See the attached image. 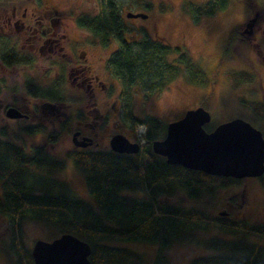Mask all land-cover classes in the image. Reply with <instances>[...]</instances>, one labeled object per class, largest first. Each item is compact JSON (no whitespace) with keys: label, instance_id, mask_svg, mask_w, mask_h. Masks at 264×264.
Masks as SVG:
<instances>
[{"label":"trees","instance_id":"trees-1","mask_svg":"<svg viewBox=\"0 0 264 264\" xmlns=\"http://www.w3.org/2000/svg\"><path fill=\"white\" fill-rule=\"evenodd\" d=\"M228 1L209 0L203 5L185 7L195 11L196 17L212 15L224 9ZM238 1L247 8L248 4L255 3V0ZM121 18L116 0H102L99 14L83 15L77 22L103 43L111 37L118 40V47L109 56L108 63L124 88L126 108L134 86L150 96L162 91L180 75L197 86H208L215 81L216 73L209 74L197 60L164 37L150 38L144 33L139 38L126 40ZM237 29V26L229 29L221 58L237 37ZM170 54L176 56L169 59ZM228 76L235 84L254 79V73L247 71H231ZM26 89L37 96L46 95L44 91H48L28 85ZM53 91L55 95L51 100L67 101L59 84ZM241 103L258 115H264V101L242 98ZM130 116L146 125V140L138 152L85 149L68 153L83 170L86 189L95 199L97 210L87 200L73 194L66 182L52 176L65 166L64 159L42 146L28 152L22 145L0 137V213L9 227L20 232L23 221L37 220L50 225L57 235L70 232L89 244L91 264L144 262L143 253L114 245L113 241L155 244L154 262L167 264L163 250L174 241L187 238L213 251L193 257L190 264H264V245L246 237L247 234L264 236L263 221L235 219L220 213L211 216L203 209L170 199L179 191L193 199L202 193L213 194L237 179L167 163L164 156L154 153L151 148L153 140L164 136L166 124L151 115L136 118L129 112L127 117ZM34 129L41 128L36 126ZM56 139L55 134L49 135V141ZM124 190L141 191L145 196H135ZM197 227H215L231 236L198 238L192 233ZM15 252L18 256L16 264H21L22 260L33 264L29 248L22 244Z\"/></svg>","mask_w":264,"mask_h":264},{"label":"rangeland","instance_id":"rangeland-1","mask_svg":"<svg viewBox=\"0 0 264 264\" xmlns=\"http://www.w3.org/2000/svg\"><path fill=\"white\" fill-rule=\"evenodd\" d=\"M58 6L67 8V11L74 13L73 5L78 4V0H55ZM118 9L122 8L121 20L126 25V31L129 38H139L145 33L148 37L156 36L164 37L173 46L179 47L182 51L197 60L202 67L211 75L216 73L215 81L208 86H197L186 81L183 75L176 77L162 91L150 96H146L143 91L135 86L130 90V101L128 108L124 106L123 86L119 77L108 63L111 53L118 47V41L114 39L110 44L102 43L87 28L80 27L76 19L65 18L64 24L71 37L78 38L79 43L73 48L70 57L75 62H81L87 65V70L92 74H97L99 79L104 83L106 90L95 88L98 97L97 103H93L95 96H81L79 89L70 86L66 89V98L68 105L63 106L64 112H68V116L74 118V112L82 109L85 100L91 104L88 108L91 110V118L89 121L94 123V127L87 128L90 134L95 131V136L100 143L95 147L88 149H110L106 143L108 133L114 132V124L109 120L102 122V118L98 114H107L110 112V103L116 98L121 102L123 108V127L120 131H128L132 133L131 141H136V133L139 128L146 125L140 121L134 120L129 116V112L136 118H144L151 115L158 118L161 122L167 123L178 118L186 109L203 105L210 113L211 119L204 127L210 130L217 123L228 120L233 117H241L255 127L261 130L264 136V119L256 120L253 112L246 108L242 103V98H252L259 100V84L264 92V65L261 61L264 55V49L258 48L251 42L246 43L236 37L228 45V50L223 58L222 49L226 43L227 34L230 28L239 26L241 20L234 19L235 6L243 5V15L245 12L251 14L264 11V0H255V3L248 4V8L243 2L238 0H229L226 7L216 11L212 15L200 14L196 17V12L185 6H196L208 3L209 0H116ZM81 7H85L81 4ZM87 6L89 4H86ZM231 6V7H230ZM72 7V8H71ZM163 7V10L161 9ZM85 9V8H84ZM250 10V11H249ZM76 11V10H75ZM142 11L147 17H130L126 16V12ZM136 23L143 30L130 29ZM129 26V27H128ZM254 32V31H253ZM155 35V36H154ZM236 36V35H235ZM260 35L253 39L258 42ZM84 53L81 55L82 51ZM176 54L168 55L171 59ZM85 57V58H84ZM254 73V79L250 82H240L235 84L228 76L231 71H247ZM50 69L46 66H40L36 69V77L39 83L47 80ZM249 72V71H247ZM34 72L24 69V77H30ZM35 75V74H34ZM70 84V81L67 83ZM17 102L8 95H0V137L22 144L24 148L32 143L47 142L51 133L56 135L53 145L46 144L51 154L64 159L65 166L52 173V176L62 179L68 185L73 194L87 200L94 209H98L95 199L88 193L85 186V176L83 170L75 164L67 155L72 149L69 142V136L65 131L56 132L52 130L53 121L40 119L39 122L45 123L48 132L25 134L21 128L28 123L23 119H12L5 121L6 117L1 109L7 102ZM26 102V98L23 100ZM92 106H97L92 109ZM129 111V112H128ZM251 112V113H250ZM253 116H252V115ZM125 115V118H124ZM56 119L54 124L58 127L64 115ZM56 118V117H55ZM75 123L73 119H69V123ZM99 122V124H97ZM5 124V125H4ZM51 132V133H50ZM125 133V132H123ZM70 135V134H69ZM145 142L140 143L142 145ZM29 151V150H28ZM230 185V184H229ZM216 190L213 194L202 193L197 198H189L184 192L179 191L170 199L172 202L184 204L190 207L203 209L207 214L215 216L220 210L227 211L231 208L235 213L238 211L240 202L243 201V209L248 212L246 218L251 221L264 222V183L260 179L249 177L248 180H240L237 183H231L230 186ZM1 191V186H0ZM135 196H145L141 191L124 190ZM140 192V193H139ZM234 199L233 207H225L228 199ZM252 204H257L260 209ZM224 211V212H225ZM229 216L227 212L223 214ZM193 235L198 238H207L211 236L230 237L222 230L211 227H197L192 231ZM240 235V234H239ZM57 236V232L47 223L37 220H25L22 222L21 231L13 230L9 227L6 218L0 213V264H16L17 253L15 249L21 248L22 244L31 248L33 242L37 238L50 240ZM238 236V235H237ZM247 239L264 245V236L255 234H247ZM114 245L126 246L143 253L144 262L141 264H156L154 262L157 252V246L151 243L135 242V241H113ZM196 241L176 240L170 246L163 250L167 257V264H190L193 257L202 254L212 253V250L206 249ZM21 264H26L22 260Z\"/></svg>","mask_w":264,"mask_h":264},{"label":"flooded vegetation","instance_id":"flooded-vegetation-1","mask_svg":"<svg viewBox=\"0 0 264 264\" xmlns=\"http://www.w3.org/2000/svg\"><path fill=\"white\" fill-rule=\"evenodd\" d=\"M78 1L79 3L73 5V9H71L74 11V13H70L64 6H58V2L55 0H0V95H8L17 100L16 103L10 101L1 107L4 115L6 116L4 117L5 121H7V119L27 120L28 123L21 126L25 134L48 132L46 131L47 127L44 125L45 123H41L39 121L40 119L53 121L51 125L52 130H56V132L65 131L69 136V142L71 144L69 149H72L71 151L85 150L95 147L100 143V141L95 137L98 132L95 131L93 134H90L87 131L89 126L90 128L94 127V123L89 121L92 113H90L91 110L88 108V106L93 103H97L98 97H96L97 94L95 93V88L106 90L104 83L101 81V79H99L97 74L90 73L87 70V65H83L81 62H75L70 57V53L72 52L73 48L76 47L77 43H79V39L77 37H71L68 30L66 29L64 21L67 18H74L77 21V19L83 15H96L101 12L102 0ZM80 3L85 7H81ZM86 4L89 5L87 6ZM122 10V8L119 9L120 14ZM255 13V11L252 14L247 11L245 12L243 19L241 20L239 26H237L238 29L236 30V36L241 41L246 43L251 42L253 45H256L258 48L263 50L264 11L261 13L258 12L257 15H255ZM130 18L132 19L133 17ZM251 21L253 26L249 32L248 24ZM130 29L143 30V28L140 25H136V23H134ZM258 33L260 35L258 42H253V39L258 36ZM123 34L126 40L131 39L127 35L128 32L126 31V25ZM97 38L99 39V37ZM114 39L116 38L111 37L106 42V44L109 45ZM83 53L84 50L82 51L81 55ZM261 58L263 59L261 62L264 65V55H262ZM40 66H46L48 69H50L47 80L44 81V83H39L38 80H36L38 79L36 77V69ZM24 69L34 72L35 75L31 73L30 77L25 78ZM247 71L252 72L251 70ZM69 81L70 84H67ZM56 84H59V87L62 90V93H64L65 98V91L69 85L79 89L82 97L87 95L88 97L95 96V98L91 104L88 102L89 100H85L81 111L76 110L73 113L74 118H71L70 115L68 116L69 113L64 112L62 108L63 106L68 105L66 101L58 102L51 100V96L55 95L53 90ZM26 85L30 86L31 88H36L39 90L41 89L43 91L47 89L48 91H44V94L46 95L43 96L33 95L27 91ZM259 88V100L264 101V92L261 90L262 88L260 84ZM25 98L26 102L23 101ZM120 105L121 102L114 98L110 103V112H107V114H98V116L102 118V122L109 120L114 124L115 131L108 133L105 140L108 144L111 135L117 132H125L123 134L129 139L132 137L131 132L120 131V128L123 127V108ZM10 106L17 108L20 111L21 116H7L6 110ZM96 107L97 106H92V109ZM184 112L174 120L182 117ZM253 114L256 120L264 119V115L260 116L255 112H253ZM61 115H64L65 118L61 120V123L59 122L60 125L57 127L54 122L56 119H60ZM69 119H73L75 123H69ZM97 124H99V122ZM36 126H40L41 129L35 130L34 128ZM74 131H78L76 136L77 139H80L82 136H88L91 138V143L84 147L76 146L71 139L72 133ZM55 142L57 141H49L47 139V142L39 144L32 143L28 146V149H24L26 151L29 150L28 152H31L33 151L34 147L42 146L47 151H51L48 148ZM45 143L49 144L48 148L46 147ZM249 177L260 179L264 183V172L259 176L232 178L237 179V181L234 182L237 183L240 180H248ZM233 197L234 198L232 200L228 199L226 201V208L229 206L233 207L235 205L234 199L236 197ZM253 205L257 206V204H252L251 207ZM240 206L241 207L238 208L239 210L235 213H233L234 211L231 208H229L227 211H224L229 214L228 217L230 218L248 220L246 218V214L248 212L247 208L249 205H246V209H243L244 204L243 201H241ZM258 208L260 209V207Z\"/></svg>","mask_w":264,"mask_h":264},{"label":"water","instance_id":"water-1","mask_svg":"<svg viewBox=\"0 0 264 264\" xmlns=\"http://www.w3.org/2000/svg\"><path fill=\"white\" fill-rule=\"evenodd\" d=\"M258 14V11L255 15ZM127 17H147L144 12H126ZM253 26L248 24L249 32ZM6 115L21 116L15 107H8ZM211 113L198 105L186 109L179 119L167 122L162 138L151 142L152 151L164 156L167 163L178 164L208 174L241 178L259 176L264 172V136L260 129L241 117H233L206 130L204 125ZM71 139L76 146H86L91 138ZM109 146L118 153H136L141 146L121 132L111 135ZM220 214H225L223 210ZM89 244L70 232H62L50 240L37 238L30 253L33 264H91Z\"/></svg>","mask_w":264,"mask_h":264},{"label":"clouds","instance_id":"clouds-1","mask_svg":"<svg viewBox=\"0 0 264 264\" xmlns=\"http://www.w3.org/2000/svg\"><path fill=\"white\" fill-rule=\"evenodd\" d=\"M233 18L236 20H242L243 19V5L242 4H237L235 6V12H234Z\"/></svg>","mask_w":264,"mask_h":264},{"label":"built area","instance_id":"built-area-1","mask_svg":"<svg viewBox=\"0 0 264 264\" xmlns=\"http://www.w3.org/2000/svg\"><path fill=\"white\" fill-rule=\"evenodd\" d=\"M136 135H137V140L143 142L145 140V126L139 128Z\"/></svg>","mask_w":264,"mask_h":264}]
</instances>
